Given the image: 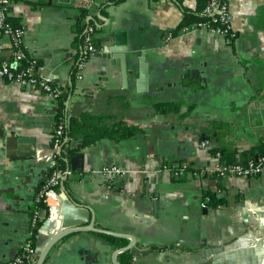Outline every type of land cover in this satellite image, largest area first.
<instances>
[{
	"label": "crops",
	"instance_id": "1",
	"mask_svg": "<svg viewBox=\"0 0 264 264\" xmlns=\"http://www.w3.org/2000/svg\"><path fill=\"white\" fill-rule=\"evenodd\" d=\"M227 2L233 37L182 31L186 11L201 14L205 0H13L8 15L26 31L24 48L37 71L68 95L67 122L78 118L84 127L63 145L74 153L60 191L62 228L79 218L133 236L129 255L117 253L119 264H210L216 238L264 234V170L248 177L221 173L227 161L211 152H235L237 162L253 148L257 158L264 146V0ZM81 7L88 13L79 22ZM87 21L96 25L99 50L79 77L82 45L75 30ZM115 37L128 43L127 74L120 59L105 57ZM0 43V59L17 66L11 37ZM160 103L177 104L178 111L159 112ZM58 105L52 94L0 81V264L30 242L34 212L45 218L41 192ZM120 121L138 133L84 144L86 128ZM75 155L81 159L72 168ZM105 165L128 173L110 184L101 172ZM209 193L223 202L211 207ZM44 224L36 249L52 237ZM119 238L125 244L95 231L73 233L45 264H114L115 251L132 243Z\"/></svg>",
	"mask_w": 264,
	"mask_h": 264
},
{
	"label": "built area",
	"instance_id": "2",
	"mask_svg": "<svg viewBox=\"0 0 264 264\" xmlns=\"http://www.w3.org/2000/svg\"><path fill=\"white\" fill-rule=\"evenodd\" d=\"M13 0H0V40L2 36H10L13 41V46H20L24 44L25 29L23 27L14 28L8 20V14L12 7ZM203 14L208 16L210 20L208 22L199 21L192 25H185L182 27V31L190 32L195 29H208L223 37H233L235 32L232 26V14L230 12L227 0H209L205 7ZM210 23H213L212 25ZM88 34L85 41L88 43L85 53H90V57L95 55L98 50L91 44L93 38V27H88ZM1 45V43H0ZM13 58L16 62L25 56L22 48L16 49L13 52ZM87 62V61H85ZM81 63L78 68L79 77L80 71L85 63ZM16 65L11 62L0 59V81L18 83L23 87H34L46 93L57 96L62 90L59 89L60 84L53 77L42 75L37 71V75L34 72L33 66H29L27 69L18 71L15 69ZM55 82L58 86H55ZM65 131V125L59 124L55 128L53 143H52V159L49 164V175L43 186L41 192L42 202L46 206V220L51 221V227L49 230L50 235H54L62 229V219L59 216L62 198L60 195L61 188L63 187L64 180L68 177L70 171L68 168H63L58 161V155L63 149L65 139L62 137ZM221 173H230L239 176H257L264 170V156L259 160L249 159L244 161H237L235 163L224 164L220 168ZM101 172L108 181V183H114L118 179L125 178L128 169L118 165H105L102 167ZM202 205H204L202 203ZM43 218L38 210L34 212L33 224L37 220ZM29 252L30 259L26 264H32L35 261L37 250L30 246L28 243L24 247ZM21 262L20 256L16 255L9 264H18Z\"/></svg>",
	"mask_w": 264,
	"mask_h": 264
},
{
	"label": "trees",
	"instance_id": "3",
	"mask_svg": "<svg viewBox=\"0 0 264 264\" xmlns=\"http://www.w3.org/2000/svg\"><path fill=\"white\" fill-rule=\"evenodd\" d=\"M120 1H122V0H112V2H120ZM208 2H209V0H205L204 9L207 6ZM103 5H104V7H106L107 2L103 3ZM81 12H82V14L80 16L79 22L85 20L87 13H88V9H86L85 7H81ZM8 20L14 28L19 27V24L16 22V20L14 18H11L9 15H8ZM209 20H210V18L208 16L204 15L203 12L201 14H197L194 12L186 11V14H185V17H184V20H183L181 26L192 25V24H195L199 21L208 22ZM210 24L212 25L213 23H210ZM88 27H93V30L95 31L96 25L94 23H92V21H87V23L83 26L77 25L76 30H75L78 33L77 40H78V42H81V45H82L81 53H80V56H79L77 63H76V69L79 68V65L81 63L88 61L91 58L90 53H85V49L88 45V43L85 41V39H86L88 34H91V32L88 31ZM91 44L94 45L97 50H99V46L95 43L93 38L91 40ZM19 48H22L24 50L25 56L19 61L18 65L15 67V69L18 71H22V70L27 69L29 66H33L34 72L36 74L37 73V66H38L37 61L35 59H33L32 57H30V55L28 54V52L24 48V44H21L20 46H14V50L19 49ZM54 85L58 86V83L55 82ZM59 89L62 90L61 87H59ZM67 96L68 95L63 93V91H61L56 96V98H58V100H59L58 111H57V115H56V119H57L56 127L59 124L65 125V131H64V134L62 136L64 139L67 136L69 138H76L77 136H79L80 131L83 130V128H84V127H82V123L80 122V120L78 118H71L69 120V123L67 122V119H66L67 117L65 116V113H64L65 100H66ZM178 108H179L178 105L174 104V103H160L157 105V110L159 112H164L166 114H169L170 112H176V111H178ZM136 133H138L137 127H135L133 125H129V124L122 122V121H120L119 123H117L113 127H111V126L106 127L105 125L104 126L94 125L92 127H88L85 129V135L83 136V142H84V144L93 143L96 140H98L99 138H101L103 136H107V135L114 137V138H117V139L118 138H125V137L133 136ZM52 143H53V139H52ZM67 143H68V141L66 143H64V145H66ZM255 151H256L255 148L246 150L245 151V156H246L245 160L254 159L257 161L261 157L264 156V146L263 145L260 147V150L258 151L259 153H258L257 158L255 156V153H256ZM211 152L213 155L218 156L222 161L226 160L227 161L226 164L235 163V152H229L223 148H212ZM73 153H74V150L70 149L69 151L66 152V151H64V149H62L61 153L58 155V161H59V164L63 168H67L68 158H70ZM208 198L209 199H208L207 204L210 205L211 207H216L223 202V200L219 199L217 197V195L214 193H209ZM43 206H45L44 203H43ZM45 221H46V217L37 220V222L33 225V230H32L33 235L30 239L29 244H30V246L34 247L35 249H36L35 236L37 235L40 227L44 224ZM104 236L107 237L110 241H113L115 244H122V243L125 244L124 242H122L123 239H121L119 237L112 236V235H106V234H104ZM128 252L129 251H124V252L120 253V258L123 259V257H127L129 255ZM18 256H20V258H21V262L18 264H26L28 259H30V262L33 261V260H31V257H29V252L25 248H22L20 250V252L18 253ZM124 261H126V262L129 261V258H125ZM32 264H35V261Z\"/></svg>",
	"mask_w": 264,
	"mask_h": 264
},
{
	"label": "water",
	"instance_id": "4",
	"mask_svg": "<svg viewBox=\"0 0 264 264\" xmlns=\"http://www.w3.org/2000/svg\"><path fill=\"white\" fill-rule=\"evenodd\" d=\"M95 1V0H94ZM113 45H109V53L105 54V57L111 56L116 59L121 60L124 74L128 73L127 70V50L128 43L118 40L117 37L114 38ZM110 44V43H109ZM81 159V155H75L71 158V164L76 163L77 160ZM75 166V165H74ZM73 168V165H72ZM62 221L64 220L61 216ZM69 222L72 220L69 219ZM74 226H63V228L55 233L48 243L44 247H39L37 254L35 256V264H45L46 259L53 249V247L61 241L63 238L78 232L85 231H95L103 234L118 236V237H129L132 239V243L128 244L125 247L118 248L113 256L114 264H119L117 261V253L128 250L132 248L135 244V238L129 234L119 233L116 231H111L108 229H103L96 227L94 222L89 225H84L81 223L79 218L75 219ZM45 231L49 230L51 227V221H45ZM251 241L256 242V245H252ZM211 249L208 250V253L211 254L213 260L210 264H261L264 256V234L263 233H254V231H248V236L245 237V234L239 236L223 237L221 239L216 238L210 244Z\"/></svg>",
	"mask_w": 264,
	"mask_h": 264
}]
</instances>
